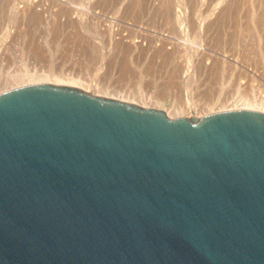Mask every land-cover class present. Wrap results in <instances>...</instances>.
Listing matches in <instances>:
<instances>
[{
  "label": "water",
  "instance_id": "1",
  "mask_svg": "<svg viewBox=\"0 0 264 264\" xmlns=\"http://www.w3.org/2000/svg\"><path fill=\"white\" fill-rule=\"evenodd\" d=\"M0 264H264V112L0 91Z\"/></svg>",
  "mask_w": 264,
  "mask_h": 264
},
{
  "label": "bare ground",
  "instance_id": "2",
  "mask_svg": "<svg viewBox=\"0 0 264 264\" xmlns=\"http://www.w3.org/2000/svg\"><path fill=\"white\" fill-rule=\"evenodd\" d=\"M69 1L0 0V53L6 39L23 34L18 45L13 41L23 53L14 47L20 62L0 57V91L52 82L161 108L169 116H195L191 108L264 112V0ZM63 17L72 26L67 35ZM38 22L46 26L40 24L46 28L42 44L28 31ZM52 42L55 49L47 46ZM48 53H79L80 71L64 72ZM155 61L166 65L160 77L151 75L163 65ZM167 100L170 106H162Z\"/></svg>",
  "mask_w": 264,
  "mask_h": 264
},
{
  "label": "rangeland",
  "instance_id": "3",
  "mask_svg": "<svg viewBox=\"0 0 264 264\" xmlns=\"http://www.w3.org/2000/svg\"><path fill=\"white\" fill-rule=\"evenodd\" d=\"M70 1H75V0H70ZM70 1H69V2H70ZM77 1H78V0H77ZM63 18H64V17H63ZM63 18H62V19H63ZM65 19H66V17H65L64 20L62 21L63 24H66L65 26L63 25V28H65V29L62 28V32L64 33V32L69 31V33H71L70 31L72 30V26L69 27V25H67V22H68V24H69V21H68V20L65 21ZM87 21H88V20H87ZM31 23H32V22H31ZM38 23H39V22H38ZM38 23H34V25L32 24V25H33V26H32V29L30 28L28 31L31 33V36H32V32L35 33L36 37L33 35L34 39L36 40L37 43L42 44V40L45 39V38H40V36H41V35L43 36V35L45 34V33H43V32H44V30H46V28H43L42 26L40 27V24H42L43 22H40V23H39V26H38ZM29 24H30V23H29ZM29 24H28V25H29ZM35 24H36L38 27H40V28H37ZM43 24H44V23H43ZM43 24H42V25H43ZM34 26H35V27H34ZM66 26H67V27H66ZM29 27H31V24H30V26L27 27V29H28ZM44 27H46L45 24H44ZM34 28H35V30H34ZM36 28H37V29H36ZM41 28H42V29H41ZM69 28H71V30H69ZM38 29H39L40 31H39ZM43 29H44V30H43ZM30 30H32V32H31ZM64 30H66V31H64ZM20 33L22 34L21 31L19 32V34H20ZM41 33H42V34H41ZM67 33H68V32H67ZM67 33H66V34L64 33V34L67 35ZM19 34H14V36H15L16 38L12 35V37H14L15 39L12 38V37H9L8 39L5 40V43H7V46H6L5 44H3V45H5V48H3L4 50L2 49V50H1V53H0V57H2L1 55H4V57L1 58L2 60H4L3 58H5V59H6V62H8V60H9V62H11V61L14 59L15 62H16V59H19V58L21 59V56H20V55H22L23 53H20V52H19V51H20V45H19V47H17V45H18L17 42L20 43V41H18V38H17V37H19V38L22 37V36H20ZM18 35H19V36H18ZM22 35H23V34H22ZM39 35H40V36H39ZM68 35H69V34H68ZM44 36L46 37V35H44ZM44 36H43V37H44ZM88 36H89V35H88ZM47 37H48V36H47ZM11 38H12L13 40H12ZM37 38H38V39L40 38L41 40H40V39H39V40H40L41 42H40V41L38 42V39H37ZM61 39H62V40H61ZM7 40H8L9 43L7 42ZM9 40H10V41H9ZM15 40H16L17 42H16ZM19 40H20V39H19ZM21 40H22V38H21ZM60 40L63 42V38H62V37L60 38ZM60 40H59V43H61ZM13 41H15L17 45H16L15 42H13ZM49 41H50V38L48 37V42H49ZM46 42H47V41H46ZM11 43H13V44H11ZM43 43H44V42H43ZM9 44H10V46H9ZM15 45H16V46H15ZM12 46H13V47H12ZM47 46H48L50 49H55V47H56V45H54V42H52V44L48 43ZM57 46H58V45H57ZM11 47H12V48H11ZM14 47L17 48V53L19 52L20 55H18L19 53H18V54L16 53V49H15ZM9 48H10V49H9ZM13 48H14L15 50H14ZM18 48H19V49H18ZM11 49H13V51H15V52H14V53H13V52L11 53V52H10V51H12ZM18 50H19V51H18ZM4 51H5V52H4ZM2 52H3V53H2ZM46 54H47V53H46ZM48 54H50L49 56L47 55L48 58H49L52 54L54 55V57H52V58H54V59H53V60L51 59V61H53V62H52L53 65H54V66L56 65V67H57V68L59 67V69L62 67L61 70H63L64 72H66V71H67V72H70V70H71V71L73 70L74 72H75V71L78 72L77 70L80 71V69H81L80 65H81V62H82V61L80 62V58H81V60H82V56H81L79 53H77L78 57H77L76 53H73V54H71V53H68V54L64 53V54L66 55L65 57H64V54H63V53H62V54H63L62 57H61V55H62L61 53H56V54H54V53H52V54H51V53H48ZM58 54H59V55H58ZM69 54L73 55V57H71ZM8 55H9V56H8ZM12 55H14V56H12ZM44 55H45V54H44ZM75 55H76V56H75ZM11 56H12V57H11ZM17 56H18V57H17ZM79 56H80V57H79ZM8 57H10V58H8ZM13 57H14V58H13ZM16 57H17V58H16ZM68 57H69V58H68ZM185 57H187V56H183L184 61H183V58H182V62H183V63L188 61V59H187V58L185 59ZM229 57L232 59V56L228 54L227 58H229ZM11 58H12V59H11ZM45 58H46V55H45ZM45 58H44V59H45ZM67 58H68V59H67ZM73 58L75 59V61H74ZM78 58H79V59H78ZM7 59H8V60H7ZM20 59H19V62H20ZM46 59H47V58H46ZM60 59H61V61H60ZM76 59H78V60H76ZM142 59H143V57H142ZM231 59H230V60H231ZM14 60H13V63H14L15 65L18 64V61L15 63ZM49 60H50V58H49ZM55 60H56V61H55ZM185 60H186V61H185ZM192 60L194 61L193 58H191V61H192ZM232 60H233V59H232ZM232 60H231V61H232ZM4 61H5V60H4ZM39 61H40V63H41L42 60H39ZM76 61H77V62H76ZM78 61H79V62H78ZM141 61H142V60H138V62H141ZM146 61H147V60H146ZM193 61H192V62H193ZM54 62H55L56 64H54ZM155 62H156V61H155ZM234 62H235V60H234ZM141 63H142V62H141ZM160 63L163 64L162 61H160V62L157 61V62H156V65H158V64H160ZM59 64H60V65H59ZM78 65H79V66H78ZM156 65H155V66H156ZM160 66H162V67H161V70H162V71L160 70ZM164 67H166V65H164V64H163V65H159V66H157V67H153L155 70H154V69L152 70L151 75L154 76V77H155V76H159V77H160V74H161V73L164 71V69H165ZM79 68H80V69H79ZM156 68H158V69H157V70H158L157 72H156ZM159 70H160V71H159ZM73 71H72V72H73ZM152 73H153V74H152ZM158 74H159V75H158ZM152 76H151V77H152ZM162 76H164V73L161 75V77H162ZM204 77H206V76L204 75ZM157 79H160V78L157 77ZM204 79H205V78H204ZM109 96H110V95H109ZM109 96H108V97H109ZM170 102H172V101H171V100H169V101H168V100H167V101H164L163 104H162V106H170ZM191 110H192V111H191ZM193 110H194V109H192V108L190 109V111L192 112L191 114H193V115H197V114H198V115H201V113H202V112L199 113V111H197V109L195 110V112H194ZM202 114H204V113H202Z\"/></svg>",
  "mask_w": 264,
  "mask_h": 264
}]
</instances>
